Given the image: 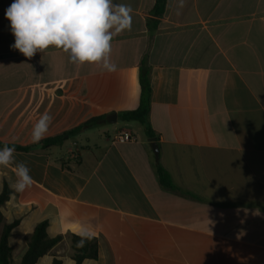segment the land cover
Wrapping results in <instances>:
<instances>
[{
    "label": "crops",
    "instance_id": "crops-1",
    "mask_svg": "<svg viewBox=\"0 0 264 264\" xmlns=\"http://www.w3.org/2000/svg\"><path fill=\"white\" fill-rule=\"evenodd\" d=\"M117 2L133 8L132 26L113 38L117 71L107 73L54 47L31 59L12 49L13 0H0V142L35 146L45 112V138L106 117L61 147L16 150L34 180L24 192L0 168V193L11 190L5 223L20 222L12 261L47 222L48 236L64 239L38 264H75L69 237L81 232L99 248L82 264H264V0H168L152 28L156 0ZM145 58L153 137L119 118L139 107ZM121 133L135 140L113 143ZM158 163L173 188L160 183Z\"/></svg>",
    "mask_w": 264,
    "mask_h": 264
},
{
    "label": "clouds",
    "instance_id": "clouds-1",
    "mask_svg": "<svg viewBox=\"0 0 264 264\" xmlns=\"http://www.w3.org/2000/svg\"><path fill=\"white\" fill-rule=\"evenodd\" d=\"M133 8L117 0H13L5 10L10 30L15 37L12 49L28 59L50 47L61 50L68 62L76 66L99 65L102 72L114 73L117 65L111 59L115 36L130 30ZM52 116L42 113L31 130L32 143L46 137ZM0 168H11L16 177L10 187L24 192L33 183L31 169L17 161L15 143L0 147ZM82 246L89 239L79 233Z\"/></svg>",
    "mask_w": 264,
    "mask_h": 264
},
{
    "label": "trees",
    "instance_id": "trees-1",
    "mask_svg": "<svg viewBox=\"0 0 264 264\" xmlns=\"http://www.w3.org/2000/svg\"><path fill=\"white\" fill-rule=\"evenodd\" d=\"M168 0H156L155 6L151 11L152 17L148 20L149 28L157 26L158 19L161 18L166 9ZM139 82L141 86L140 104L139 107L132 111H126L119 114V118L124 122H137L141 124L149 137H153L154 133L149 122V113L151 109V67L148 65L146 58L143 59L139 70ZM106 121V117L91 118L80 126L70 130L69 132L56 136L45 138L33 147H39L43 150H48L52 147H61L70 138L82 133L86 130L102 125ZM5 143L0 142V147ZM11 145V144H9ZM16 146L17 151H31L33 147ZM64 164H62L63 166ZM157 173L160 183L164 187L173 188L172 180L169 173L158 163ZM11 190L5 186L0 193V224L5 223L4 215L1 211L3 205L9 200ZM19 221L13 223H5L3 232L0 237V264H11L12 261V246L10 239L15 228L19 226ZM47 222L40 223L31 237L28 240V248L21 258L20 264H38L39 261L48 255L52 249L59 244L64 237L57 236L50 238L47 234ZM90 235V234H89ZM70 246L72 251V260L75 264H82L86 259H97L99 256L98 239L90 235L89 239H85L82 246H77L81 240V235H70ZM53 264H61L60 260H54Z\"/></svg>",
    "mask_w": 264,
    "mask_h": 264
},
{
    "label": "built area",
    "instance_id": "built-area-1",
    "mask_svg": "<svg viewBox=\"0 0 264 264\" xmlns=\"http://www.w3.org/2000/svg\"><path fill=\"white\" fill-rule=\"evenodd\" d=\"M135 140V138L128 134V133H121V134H117L114 139H113V143H123V142H127V141H133Z\"/></svg>",
    "mask_w": 264,
    "mask_h": 264
},
{
    "label": "rangeland",
    "instance_id": "rangeland-1",
    "mask_svg": "<svg viewBox=\"0 0 264 264\" xmlns=\"http://www.w3.org/2000/svg\"><path fill=\"white\" fill-rule=\"evenodd\" d=\"M110 125L108 124V123H106V124H104L103 126H101V127H98V128H96L97 130H104V129H106L107 127H109ZM1 233H2V227L0 226V235H1ZM11 264H18V261L17 260H14V261H12L11 262Z\"/></svg>",
    "mask_w": 264,
    "mask_h": 264
},
{
    "label": "water",
    "instance_id": "water-1",
    "mask_svg": "<svg viewBox=\"0 0 264 264\" xmlns=\"http://www.w3.org/2000/svg\"><path fill=\"white\" fill-rule=\"evenodd\" d=\"M152 146H153V149H154V152H155L156 156H158L159 150H158L157 144L155 143V138H153V144H152Z\"/></svg>",
    "mask_w": 264,
    "mask_h": 264
}]
</instances>
